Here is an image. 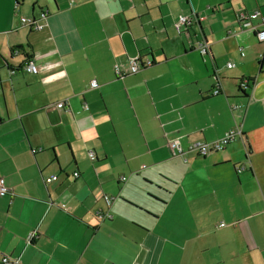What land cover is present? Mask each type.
Returning a JSON list of instances; mask_svg holds the SVG:
<instances>
[{"label":"crops","instance_id":"0c3cea01","mask_svg":"<svg viewBox=\"0 0 264 264\" xmlns=\"http://www.w3.org/2000/svg\"><path fill=\"white\" fill-rule=\"evenodd\" d=\"M242 9L262 26L264 0H0V264H264V42Z\"/></svg>","mask_w":264,"mask_h":264},{"label":"built area","instance_id":"2783aa9c","mask_svg":"<svg viewBox=\"0 0 264 264\" xmlns=\"http://www.w3.org/2000/svg\"><path fill=\"white\" fill-rule=\"evenodd\" d=\"M259 10H252V13L250 15L245 14L244 12L238 13V18L242 22L243 26L252 27L256 33V36L259 41L264 42V20L261 27L254 26L252 22V18H255L259 15ZM196 16V20L200 21V19H203L202 16H199L198 14H193ZM46 16L47 11H43L40 13L38 17H22L21 22L23 25L30 27L31 29L40 30L45 27L46 25ZM193 22V18L191 15H179L175 27L177 29V32L179 34H187L189 31L190 24ZM196 47L200 50L202 54H205L208 50L207 44L202 41L198 40L196 42ZM17 51V50H16ZM128 68H123L120 64L115 65V72L119 77H123L124 75L128 73H136L139 70H141L143 67L151 65L152 59L151 58H140V56L130 58L128 62ZM229 67L235 66L234 63L229 62ZM24 70L31 72V73H38V68L33 60H27L23 63ZM14 71V70H12ZM242 90H245L249 86V82L240 81L239 83ZM98 86V82L96 79H92L88 83V87L95 88ZM214 94H218L219 90L213 91ZM57 107L62 108L65 106L64 101L57 102ZM238 135H242L241 130L239 129H232L229 130L223 137L214 140L212 142H194L190 145V150L195 151L199 156H206L210 152H216L222 150L229 142L233 141ZM171 149L174 154H183V149L181 147L180 141L178 139H175L171 142ZM89 156L91 159H95L96 155L94 150L89 151ZM244 166L239 165L237 167L238 171L243 170ZM74 175L77 176L78 172H74ZM57 179V175H54L50 178H48V181ZM127 179L126 176H121L120 180L125 181ZM10 193L9 187L5 184V181L3 178L0 177V195H5ZM104 199L106 203L109 205L113 201V197L109 195H105ZM96 216L103 218L107 214H105L102 210H97ZM224 225V224H222ZM37 231L32 230L28 236V240H31L36 236ZM2 262L4 264H17L18 261L16 259L11 258L10 256H3Z\"/></svg>","mask_w":264,"mask_h":264},{"label":"bare ground","instance_id":"6f19581e","mask_svg":"<svg viewBox=\"0 0 264 264\" xmlns=\"http://www.w3.org/2000/svg\"><path fill=\"white\" fill-rule=\"evenodd\" d=\"M240 12H244L245 14H247V15H250L251 13H252V11L251 10H244V9H242V10H240L239 11V13ZM259 14H260V12H259ZM259 16V15H258ZM257 16V17H258ZM256 18V17H255ZM252 19H254V18H252ZM242 81H244V82H249V80H247V79H244V80H242Z\"/></svg>","mask_w":264,"mask_h":264},{"label":"trees","instance_id":"16d2710c","mask_svg":"<svg viewBox=\"0 0 264 264\" xmlns=\"http://www.w3.org/2000/svg\"><path fill=\"white\" fill-rule=\"evenodd\" d=\"M16 49H18V48H16ZM18 50H19V49H18ZM14 51H16V50H14ZM140 58H143V57L140 56ZM26 61H27V60H26ZM24 62H25V61H24ZM24 62H23V63H24ZM153 63H154V61L152 60V64H153ZM241 81H242V80H241ZM238 87H239V90H240V91H243V92H244V90L241 89L240 85H239Z\"/></svg>","mask_w":264,"mask_h":264},{"label":"rangeland","instance_id":"374dc122","mask_svg":"<svg viewBox=\"0 0 264 264\" xmlns=\"http://www.w3.org/2000/svg\"><path fill=\"white\" fill-rule=\"evenodd\" d=\"M21 16H25V15H20V17H21ZM73 174H74V173H73ZM74 176H75V175H74Z\"/></svg>","mask_w":264,"mask_h":264},{"label":"water","instance_id":"95a60500","mask_svg":"<svg viewBox=\"0 0 264 264\" xmlns=\"http://www.w3.org/2000/svg\"><path fill=\"white\" fill-rule=\"evenodd\" d=\"M249 84H250V82H249Z\"/></svg>","mask_w":264,"mask_h":264}]
</instances>
